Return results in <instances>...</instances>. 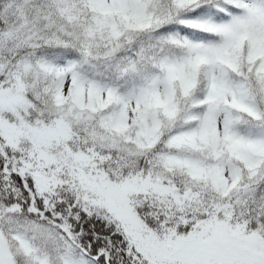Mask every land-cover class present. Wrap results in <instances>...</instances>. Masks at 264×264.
Returning <instances> with one entry per match:
<instances>
[{"label":"snow or ice","instance_id":"1","mask_svg":"<svg viewBox=\"0 0 264 264\" xmlns=\"http://www.w3.org/2000/svg\"><path fill=\"white\" fill-rule=\"evenodd\" d=\"M0 264H264V0H0Z\"/></svg>","mask_w":264,"mask_h":264}]
</instances>
